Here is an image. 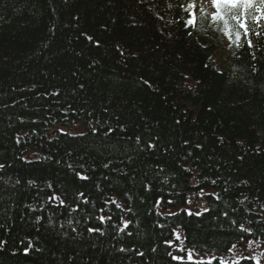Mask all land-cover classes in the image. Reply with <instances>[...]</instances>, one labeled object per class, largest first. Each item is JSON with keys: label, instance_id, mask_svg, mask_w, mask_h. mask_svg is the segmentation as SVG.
Here are the masks:
<instances>
[{"label": "trees", "instance_id": "obj_1", "mask_svg": "<svg viewBox=\"0 0 264 264\" xmlns=\"http://www.w3.org/2000/svg\"><path fill=\"white\" fill-rule=\"evenodd\" d=\"M189 4L0 0V264H189L188 250L228 260L248 240L264 252V225H247L264 220V22L254 48L230 45L202 12L186 27ZM197 200L211 211L168 214Z\"/></svg>", "mask_w": 264, "mask_h": 264}, {"label": "snow or ice", "instance_id": "obj_2", "mask_svg": "<svg viewBox=\"0 0 264 264\" xmlns=\"http://www.w3.org/2000/svg\"><path fill=\"white\" fill-rule=\"evenodd\" d=\"M209 3L211 4V6L214 7V12L211 16V20L216 23L217 25L221 26V31H223L224 35L228 38L230 45H237L239 46L242 42L246 43L248 48H254L256 45L253 43V40L251 39V34H252V28L251 25L253 24H259L260 22H264V0H209ZM193 9V5L189 4L188 8L186 9V11H188V18L184 21L185 26L188 28H193L195 27L197 21L195 18V13L192 11ZM262 27H264V25H262ZM86 35V34H85ZM189 35H191V32H189ZM86 38L89 41H92L93 38L91 36H87ZM96 44L98 45L99 42L97 41ZM47 47V46H46ZM118 50H119V46H118ZM121 55H124V52L121 51L120 52ZM253 58L255 59V55L253 54ZM185 79H187V77H185ZM146 84L148 83L147 80L144 81ZM81 87H83V85H81ZM59 131L61 133H63V129H59ZM111 131H113V129L109 128L108 132L110 133ZM83 134V133H81ZM136 140L137 143H140V138L139 137H135L134 138ZM221 139V143L223 142V138ZM17 143H20V139L19 137L17 138ZM187 143V142H185ZM147 148L152 149L155 148L156 145L149 143L147 146ZM197 147H201V145H197ZM191 155V154H189ZM30 162V161H29ZM59 163V161H57ZM111 162L109 161L108 163H105L103 165L104 168H108L109 164ZM69 168H73L74 166L72 164H68L67 165ZM6 167L5 164L0 163V169H4ZM186 171L191 172V169H185ZM75 171V169H74ZM75 175L77 176V178L81 179V180H87L89 179L88 176L84 175L83 173L79 172V171H75ZM194 179L195 176L193 177ZM17 183H19V180H17ZM29 184H32L33 181L29 180L28 181ZM213 184L216 183L215 180L212 181ZM243 183H248L247 181H244ZM196 184H199V180L196 179ZM49 188H52V184L49 183L48 184ZM149 186L146 185V188H148ZM77 195L81 198L84 197V193L83 192H79L77 193ZM199 195L201 197H203L204 193L203 191H201L199 193ZM215 200H220L221 197L219 194L216 193H212L211 194ZM129 199H131V197H129ZM49 200H54V201H59L60 205L63 206L65 204V200L62 199L59 195L53 193L50 197ZM248 200V197L245 196L243 200H240L239 203L241 205H243L245 203V201ZM84 203H88V200L85 198ZM105 203H111L113 204L116 208H122V204L119 203L117 201V199L115 197H111L108 200L105 201ZM157 203H160V201H157ZM167 203H174V201H167ZM186 203L188 205H191L192 201L188 200L186 201ZM130 211V209H129ZM211 209L207 208V207H202L200 210L197 211H193L192 208L190 207H185L180 209L178 212H169V215L172 216H177L179 215L180 212L185 213L188 216H203L205 213L210 212ZM233 212L237 211V209L233 208L232 209ZM249 213H251V209L247 210ZM261 213L264 214V206H262L261 208ZM221 215H223V217H225L226 219L229 218V212L228 211H223L221 213ZM218 218V217H217ZM41 218L37 217V220L39 221ZM98 219L100 220L101 223L106 222L107 220H110L111 217H106V216H99ZM259 223L261 225H264V220H259V221H253L251 219L247 220V225H251L252 223ZM230 224L233 226H236L238 231L240 233H246L248 235H253V230L251 227L246 226L245 223H238V221L236 219H231L230 220ZM130 225V221L125 220L123 222V226L119 228L120 232H124L129 228ZM160 227H163V225H158ZM73 231L75 232L76 229H73ZM87 232L89 233H95V232H101V229L99 228H94V227H88L86 229ZM101 234H103L101 232ZM131 232H128V235H131ZM174 235L177 241H181L182 236L181 233L179 231H174ZM241 239H243V237H241ZM166 243L169 244V246H171V241H166ZM256 243L253 240H248L247 241V247L249 249L252 248V245ZM6 244V241H0V248H2L4 245ZM238 247L237 243H232L231 246L228 248V252L229 253H233V255H235L234 250H236ZM241 247H243V245H241ZM257 247H259V244H257ZM31 248V243L29 244L28 248L24 249L25 254H28L29 249ZM37 251H39L40 249H36ZM120 252H125L127 251V249L125 248H120L119 249ZM152 251H156L155 248L152 249ZM180 251L183 252L184 248L181 247ZM173 260H182L183 258L180 256H173L171 252L168 253ZM138 255L143 256L144 253L140 252L138 253ZM264 258V252H260L257 253L256 255L252 256H240L238 258H234V259H224V258H219V257H210L209 259H200L199 261H195L194 260V254L192 250H188L187 252V260L189 262V264H213L214 260H218L219 264H243V261L245 260H251L254 262V264H261V259Z\"/></svg>", "mask_w": 264, "mask_h": 264}, {"label": "rangeland", "instance_id": "obj_3", "mask_svg": "<svg viewBox=\"0 0 264 264\" xmlns=\"http://www.w3.org/2000/svg\"><path fill=\"white\" fill-rule=\"evenodd\" d=\"M195 10H201L202 12L206 13L207 16L211 17L214 9L213 6H211V4L209 3V0H196L195 1ZM194 10V11H195ZM197 204L200 208H202V204L200 202V200H197ZM190 208H192L193 211H195V206H190ZM257 244H259V247H257ZM235 255H233L234 257L238 258L240 256H249V255H256L257 253L263 252V246L260 243H254L252 245V248L249 249L247 247V244L245 245V247H239L236 250H234ZM212 256H200L198 257V259H209ZM224 258V257H222ZM225 259V258H224ZM261 264H264V258L261 259Z\"/></svg>", "mask_w": 264, "mask_h": 264}, {"label": "bare ground", "instance_id": "obj_4", "mask_svg": "<svg viewBox=\"0 0 264 264\" xmlns=\"http://www.w3.org/2000/svg\"><path fill=\"white\" fill-rule=\"evenodd\" d=\"M193 198V197H192ZM192 200V199H191Z\"/></svg>", "mask_w": 264, "mask_h": 264}]
</instances>
